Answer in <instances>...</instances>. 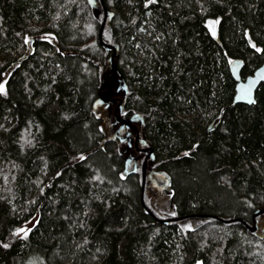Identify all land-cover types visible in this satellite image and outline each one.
<instances>
[{"label": "trees", "instance_id": "1", "mask_svg": "<svg viewBox=\"0 0 264 264\" xmlns=\"http://www.w3.org/2000/svg\"><path fill=\"white\" fill-rule=\"evenodd\" d=\"M102 2L120 116L142 118L164 195L146 179L142 204V154L92 107L111 72L99 0H0V264H264V213L245 226L264 206V83L231 107L228 70L264 61V0Z\"/></svg>", "mask_w": 264, "mask_h": 264}, {"label": "water", "instance_id": "2", "mask_svg": "<svg viewBox=\"0 0 264 264\" xmlns=\"http://www.w3.org/2000/svg\"><path fill=\"white\" fill-rule=\"evenodd\" d=\"M88 3L91 6H94L96 4V0H87ZM99 4L101 6L102 12H103V18L101 22V26L98 32V39L101 46L106 51H111V54L108 61V66L110 67V78L107 82L103 83L99 90H98V97L93 102V109H107L110 106H113V103L115 102L116 105L113 109L115 123L118 125L114 135L119 138L120 142H125L126 147L125 151L128 149H131L132 147L139 152H146V156L142 162L141 166V192H140V200L143 204V193L145 189V183L146 179L150 176L149 171H147V162L154 160V151L151 147L146 146V142L143 140H139V132L138 128L135 126L136 123L142 125V118L134 114L129 118H122L120 116L121 110H122V102L123 98L122 95L126 94V86L124 84L123 78L119 72V70L116 67L115 64V55H116V48L112 45L106 44L102 41V31L104 28V25L107 20H110V15L108 14V11L106 10L102 0H99ZM243 64L239 60H233L228 65L229 73L235 82L234 86V96L232 99L231 107L238 105V104H244L247 106H251L255 103V93L259 86L264 83V61L252 72V74L248 75L245 78L241 77V70H242ZM113 90L116 94L115 100L111 98H107L108 95H112ZM127 129L126 133L122 135L124 130ZM132 131L135 132V136H132ZM138 144H141L142 147H138ZM134 158L128 154L126 157V167H130L132 163H134ZM137 165L134 163L133 169L131 172L133 173L136 171ZM156 178H162L164 179V185L167 186L168 182L164 174L155 171L154 173ZM148 180V179H147ZM155 183V182H154ZM148 186L152 188H157L156 183L152 186V184L148 181ZM144 205V204H143ZM264 213V206L261 209L256 210L253 213L251 224L245 225L249 232H255L258 228V223L256 221V217L262 215ZM155 218V217H154ZM156 219V218H155ZM183 219V217L179 218H169V219H156L159 223L162 224H169L172 222H177L179 220ZM217 219V218H215ZM220 222H226L229 223L231 221L217 219ZM261 224H263V221H260ZM261 230L263 231V225L261 227Z\"/></svg>", "mask_w": 264, "mask_h": 264}, {"label": "rangeland", "instance_id": "3", "mask_svg": "<svg viewBox=\"0 0 264 264\" xmlns=\"http://www.w3.org/2000/svg\"><path fill=\"white\" fill-rule=\"evenodd\" d=\"M211 30L213 31V26L210 27ZM133 136V133H132ZM130 149H128L129 151ZM129 155H131L133 158L135 157V155H133V153L130 151L128 153ZM154 182L157 185V188L152 189V191L149 192L150 197L151 198H155V197H160L162 195H164V191L166 189L165 185H164V179L159 178L154 180ZM164 199V197H163ZM38 219V214H35L34 216H32L27 222H25L21 227L17 228L14 232H13V237L17 238H21L25 236V233H29V231L34 227V225L36 224ZM165 219V218H163ZM195 221L191 222V225H195Z\"/></svg>", "mask_w": 264, "mask_h": 264}, {"label": "flooded vegetation", "instance_id": "4", "mask_svg": "<svg viewBox=\"0 0 264 264\" xmlns=\"http://www.w3.org/2000/svg\"><path fill=\"white\" fill-rule=\"evenodd\" d=\"M116 97H117V96H116L114 90H113L112 95H108V96H107V98H111V99H113V100H115ZM115 105H116V103L114 102V103H113V106H112V111H113ZM118 125H119V124H118ZM126 131H127V129L124 130V132L122 133V135H124V134L126 133ZM132 133H133V136H135V132L132 131ZM125 144H126V143H125ZM140 147H142V146H140ZM142 148H143V147H142ZM137 152H139V151H137ZM140 154H142V159L144 160V158H145V156H146L147 153L144 151V152H140ZM133 162H134V161H133ZM131 167H132V164H131ZM154 173H155V171H151V170H150V171H149L150 176L147 178L148 181L152 184V186L155 184V183H154V180L158 179V178L155 177L156 175H155ZM153 189H155V188H153Z\"/></svg>", "mask_w": 264, "mask_h": 264}, {"label": "snow or ice", "instance_id": "5", "mask_svg": "<svg viewBox=\"0 0 264 264\" xmlns=\"http://www.w3.org/2000/svg\"><path fill=\"white\" fill-rule=\"evenodd\" d=\"M156 0H148V3H155ZM147 6V5H146ZM254 46V45H253ZM255 47V46H254ZM257 51H259V49H257ZM4 92V86L3 84H0V93ZM27 235V233H25V236ZM5 247H7V245H5Z\"/></svg>", "mask_w": 264, "mask_h": 264}]
</instances>
